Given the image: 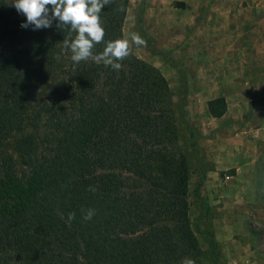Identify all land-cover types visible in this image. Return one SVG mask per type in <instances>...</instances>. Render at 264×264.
Listing matches in <instances>:
<instances>
[{"label": "trees", "instance_id": "1", "mask_svg": "<svg viewBox=\"0 0 264 264\" xmlns=\"http://www.w3.org/2000/svg\"><path fill=\"white\" fill-rule=\"evenodd\" d=\"M127 3L102 8L94 54L121 38ZM23 22L0 0V264H180L197 254L195 234L216 264L198 225L203 175L193 191L201 214L187 219V168L161 75L131 55L119 71L74 63L62 44L75 38L70 27ZM225 109L221 97L207 102L211 117Z\"/></svg>", "mask_w": 264, "mask_h": 264}, {"label": "rangeland", "instance_id": "2", "mask_svg": "<svg viewBox=\"0 0 264 264\" xmlns=\"http://www.w3.org/2000/svg\"><path fill=\"white\" fill-rule=\"evenodd\" d=\"M232 5L128 0L121 38L139 33L147 41L134 45L130 55L157 71L170 92L187 168L188 221L201 214L193 191L203 175L200 194L208 210L198 225L214 244L216 264H264V142L254 139L264 135V97L256 98L261 85L255 89L248 80L249 51H234L251 42L248 30L264 26V20L251 17L249 4L240 10ZM219 97L226 109L214 118L207 102ZM193 131L197 148L190 146ZM195 235L193 259L212 264L202 237Z\"/></svg>", "mask_w": 264, "mask_h": 264}, {"label": "clouds", "instance_id": "3", "mask_svg": "<svg viewBox=\"0 0 264 264\" xmlns=\"http://www.w3.org/2000/svg\"><path fill=\"white\" fill-rule=\"evenodd\" d=\"M111 0H13V6L18 13L26 17L21 28L32 27V30H40L52 26L53 21H58L57 27L68 28L76 33L74 39L64 40L63 48L71 51V60L74 63L92 60L97 64L111 66L119 71L123 61L130 54L132 47L146 46L147 41L139 34L132 33L130 37L118 38L107 42L103 51L94 54L96 44L102 43L106 35L101 21L102 8ZM60 59L58 54L55 57ZM88 191L95 193L97 188L89 186ZM84 211V220H91L95 215V209ZM75 213L68 214V220H74ZM180 264H196L195 259L185 257Z\"/></svg>", "mask_w": 264, "mask_h": 264}, {"label": "crops", "instance_id": "4", "mask_svg": "<svg viewBox=\"0 0 264 264\" xmlns=\"http://www.w3.org/2000/svg\"><path fill=\"white\" fill-rule=\"evenodd\" d=\"M188 3L198 2L205 3L206 5L209 2H217V3H232V8L240 10V6L242 3L249 4V7H254L253 19L257 20L256 22H262L264 20V0H185ZM251 35V42L248 44L237 45V49L234 51L248 50L249 51V62L248 66L250 67L249 73V82L255 84L256 87L260 84L261 86L256 89V98L259 99V96L264 97V26H258V29L248 30ZM255 36V41H252V38ZM239 62V61H238ZM243 75L240 74L237 76L239 80ZM244 77V76H243ZM245 80V79H244ZM255 142H264V135H260L259 133L255 136Z\"/></svg>", "mask_w": 264, "mask_h": 264}]
</instances>
